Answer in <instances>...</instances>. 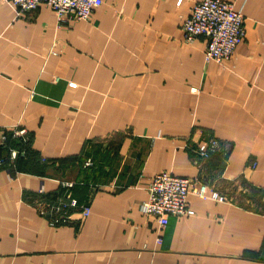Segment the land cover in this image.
<instances>
[{
  "label": "crops",
  "instance_id": "0c3cea01",
  "mask_svg": "<svg viewBox=\"0 0 264 264\" xmlns=\"http://www.w3.org/2000/svg\"><path fill=\"white\" fill-rule=\"evenodd\" d=\"M102 1L65 23L0 1V157L19 152L0 167V264H264V0L235 1L246 35L225 63L185 39L200 0ZM210 136L228 154L197 160ZM162 171L226 200L190 194L195 214L161 229L140 207ZM67 196L84 221L36 208Z\"/></svg>",
  "mask_w": 264,
  "mask_h": 264
},
{
  "label": "built area",
  "instance_id": "2783aa9c",
  "mask_svg": "<svg viewBox=\"0 0 264 264\" xmlns=\"http://www.w3.org/2000/svg\"><path fill=\"white\" fill-rule=\"evenodd\" d=\"M9 3L17 15L36 10L41 5L51 8L59 18L60 23L89 19L93 11L102 5V0H0ZM236 0H200L192 7L190 16L182 25L186 41L193 42L197 37L207 39L205 49L206 61L225 63L235 52L238 43L245 37V17L242 11L236 8ZM13 137L28 141L25 129H14ZM6 136H2V141ZM188 147V146H187ZM193 152L197 160H206L216 153L228 154L227 147L216 137L203 138L196 145ZM17 150L12 151L9 157H0V167L13 166L18 157ZM88 161L86 166H91ZM208 184L199 178H188L174 175L171 172L157 173L147 188V198L141 204V211L152 216L159 223L161 229L169 224L170 217L191 216L195 211L190 207L188 196L194 194L200 199H212L223 202L225 196L214 190L209 194ZM41 215L50 217L52 224L73 221L74 214L84 221L91 213V206L79 205L69 196L58 203L48 205L40 202L36 205ZM69 209L75 212H69ZM161 241V238H159Z\"/></svg>",
  "mask_w": 264,
  "mask_h": 264
},
{
  "label": "trees",
  "instance_id": "16d2710c",
  "mask_svg": "<svg viewBox=\"0 0 264 264\" xmlns=\"http://www.w3.org/2000/svg\"><path fill=\"white\" fill-rule=\"evenodd\" d=\"M14 139H15V138H14ZM14 141H15V143H17V144H19V145H21V143H22L20 154H22L23 152L26 153V151H27V153H28V150H26V149H28V148H27V146H28V142L24 143V142H22V140H19V139H15ZM19 142H20V143H19ZM27 153H26V154H27ZM6 157H7V156H6Z\"/></svg>",
  "mask_w": 264,
  "mask_h": 264
}]
</instances>
